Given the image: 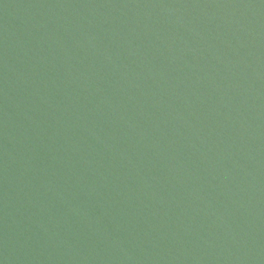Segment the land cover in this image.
I'll return each mask as SVG.
<instances>
[{
	"label": "water",
	"instance_id": "obj_1",
	"mask_svg": "<svg viewBox=\"0 0 264 264\" xmlns=\"http://www.w3.org/2000/svg\"><path fill=\"white\" fill-rule=\"evenodd\" d=\"M0 264H264V0H0Z\"/></svg>",
	"mask_w": 264,
	"mask_h": 264
}]
</instances>
